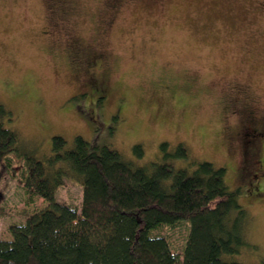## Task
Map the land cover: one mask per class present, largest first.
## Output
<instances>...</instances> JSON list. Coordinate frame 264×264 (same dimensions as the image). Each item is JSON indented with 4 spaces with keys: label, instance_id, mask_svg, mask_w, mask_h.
Returning a JSON list of instances; mask_svg holds the SVG:
<instances>
[{
    "label": "rangeland",
    "instance_id": "rangeland-1",
    "mask_svg": "<svg viewBox=\"0 0 264 264\" xmlns=\"http://www.w3.org/2000/svg\"><path fill=\"white\" fill-rule=\"evenodd\" d=\"M0 103L11 112L0 122L40 159L58 134L107 145L135 166L161 158L162 141L224 166L250 215L248 244L229 258L264 264V139L253 124L264 125V0H0ZM4 163L0 239H9V225L44 202L23 187L22 159ZM81 189L65 178L56 199L79 209ZM188 227L152 233L179 254Z\"/></svg>",
    "mask_w": 264,
    "mask_h": 264
},
{
    "label": "trees",
    "instance_id": "trees-1",
    "mask_svg": "<svg viewBox=\"0 0 264 264\" xmlns=\"http://www.w3.org/2000/svg\"><path fill=\"white\" fill-rule=\"evenodd\" d=\"M5 116L11 112L0 103ZM132 151L143 154L139 143ZM159 151L158 160L135 166L107 145L80 135L68 145L55 134L50 154L40 159L22 151L17 134L0 122L4 170L10 153L22 159L23 187L44 202L24 222L9 225L11 238L0 239V264H239L229 257L248 244L250 222L240 187L229 188L224 166L189 159L181 142L171 150L162 141ZM176 159L187 164L174 166ZM65 178L81 185L79 209L56 199ZM261 188L254 185L253 193ZM181 221L189 227L178 254L152 230Z\"/></svg>",
    "mask_w": 264,
    "mask_h": 264
},
{
    "label": "flooded vegetation",
    "instance_id": "flooded-vegetation-1",
    "mask_svg": "<svg viewBox=\"0 0 264 264\" xmlns=\"http://www.w3.org/2000/svg\"><path fill=\"white\" fill-rule=\"evenodd\" d=\"M94 92L97 95H102L104 97V95H105V87H103L102 85H100V87H98V88L95 87ZM246 115L250 116L248 113H246ZM254 123H256V122H254ZM256 129H257V132L261 135L260 139H264V125L261 122H257L256 123ZM258 170L264 177V163H263V160H260Z\"/></svg>",
    "mask_w": 264,
    "mask_h": 264
}]
</instances>
